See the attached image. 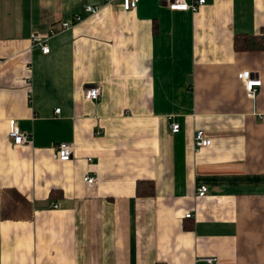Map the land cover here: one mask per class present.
<instances>
[{
	"label": "crops",
	"instance_id": "obj_1",
	"mask_svg": "<svg viewBox=\"0 0 264 264\" xmlns=\"http://www.w3.org/2000/svg\"><path fill=\"white\" fill-rule=\"evenodd\" d=\"M167 3L0 0V264H264V0Z\"/></svg>",
	"mask_w": 264,
	"mask_h": 264
},
{
	"label": "built area",
	"instance_id": "obj_2",
	"mask_svg": "<svg viewBox=\"0 0 264 264\" xmlns=\"http://www.w3.org/2000/svg\"><path fill=\"white\" fill-rule=\"evenodd\" d=\"M105 2H110L112 0H103ZM138 0H121V4L124 10H131L133 9ZM205 2V0H168L167 6L170 10H181V11H186L190 10L191 12H195L198 10L199 6L202 5ZM98 9L96 5H88L85 7L86 12L92 13L95 12ZM81 19V16H76L75 20L79 21ZM70 27V24L68 22H62L61 23V29H67ZM57 30L50 29L49 30V35H53L56 33ZM47 38H42L38 36L37 34H32L31 36V42L33 45H37L41 48L42 52L44 54L49 52V46L47 45L46 41ZM238 77L243 80L245 89L247 90L248 93H253V87L259 86L261 81L260 80H255V79H250V76L246 72H241L238 74ZM101 88L97 85H89L85 88L84 90V96L87 99L90 100H97L100 95H101ZM28 92H31V88H28ZM56 112H59V109L55 110ZM169 128L172 133H176L180 130V125L175 122L169 123ZM9 137L11 141L14 144H19V145H28L30 144V136L22 132L19 127L17 126V123L12 120L9 123ZM210 145V140L207 138L203 132V130L198 129L195 132L194 136V146L196 149H199L201 147H207ZM56 154L58 159L60 160H70L72 159L73 156V144L68 143V142H60L56 146ZM84 180L88 183H95L96 182V177L95 176H86L84 177ZM207 192V187L206 186H201L197 190V195L202 197L206 194ZM57 207V205L55 206ZM191 214L188 213L186 214V217H190ZM204 264H217V258L214 256H208L204 257L201 259Z\"/></svg>",
	"mask_w": 264,
	"mask_h": 264
},
{
	"label": "trees",
	"instance_id": "obj_3",
	"mask_svg": "<svg viewBox=\"0 0 264 264\" xmlns=\"http://www.w3.org/2000/svg\"><path fill=\"white\" fill-rule=\"evenodd\" d=\"M264 32V31H262ZM240 38L238 42L235 43L236 49L238 50H258L264 49V33L252 36V35H242L237 36ZM139 188V185H138ZM139 193V189L137 191Z\"/></svg>",
	"mask_w": 264,
	"mask_h": 264
}]
</instances>
